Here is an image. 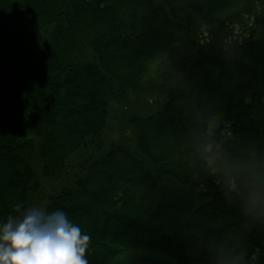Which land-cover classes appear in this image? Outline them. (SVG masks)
I'll list each match as a JSON object with an SVG mask.
<instances>
[{"label": "trees", "instance_id": "1", "mask_svg": "<svg viewBox=\"0 0 264 264\" xmlns=\"http://www.w3.org/2000/svg\"><path fill=\"white\" fill-rule=\"evenodd\" d=\"M41 203L88 264H264V0H0V221Z\"/></svg>", "mask_w": 264, "mask_h": 264}, {"label": "clouds", "instance_id": "2", "mask_svg": "<svg viewBox=\"0 0 264 264\" xmlns=\"http://www.w3.org/2000/svg\"><path fill=\"white\" fill-rule=\"evenodd\" d=\"M89 240L62 209L41 203L0 221V264H88Z\"/></svg>", "mask_w": 264, "mask_h": 264}, {"label": "rangeland", "instance_id": "3", "mask_svg": "<svg viewBox=\"0 0 264 264\" xmlns=\"http://www.w3.org/2000/svg\"><path fill=\"white\" fill-rule=\"evenodd\" d=\"M157 262L158 264H178L173 259L166 257L165 255H161L156 252H133V253H125L122 256H119L112 264H129L132 261L138 259H149Z\"/></svg>", "mask_w": 264, "mask_h": 264}, {"label": "water", "instance_id": "4", "mask_svg": "<svg viewBox=\"0 0 264 264\" xmlns=\"http://www.w3.org/2000/svg\"><path fill=\"white\" fill-rule=\"evenodd\" d=\"M129 264H158L157 262L149 259H138L130 262Z\"/></svg>", "mask_w": 264, "mask_h": 264}]
</instances>
